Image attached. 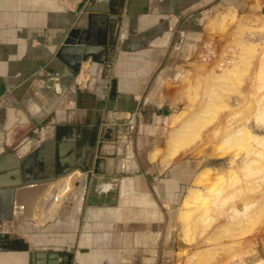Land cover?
I'll list each match as a JSON object with an SVG mask.
<instances>
[{
  "label": "crops",
  "instance_id": "0c3cea01",
  "mask_svg": "<svg viewBox=\"0 0 264 264\" xmlns=\"http://www.w3.org/2000/svg\"><path fill=\"white\" fill-rule=\"evenodd\" d=\"M215 1L108 0V14L98 19L84 12L93 0H0V155L8 153L3 180H20V173H10L21 160L37 181L14 191L9 217L0 219L11 238L0 251V264H28L26 243L74 251L78 264L127 263L123 234L106 219L122 206L130 186L139 194L153 190L148 176L128 171L122 147L137 121L151 123L163 114L144 96L148 61L141 57L148 39L155 67L163 61L164 36H170L176 56L181 46L206 40L200 9ZM99 24L101 44L92 46L95 54L77 72L78 46L69 41H78L88 25L96 38ZM168 66L176 67L177 60ZM62 171L68 174L56 178ZM67 183L73 189L66 201L53 202L57 188ZM5 197L1 193L0 202Z\"/></svg>",
  "mask_w": 264,
  "mask_h": 264
},
{
  "label": "rangeland",
  "instance_id": "374dc122",
  "mask_svg": "<svg viewBox=\"0 0 264 264\" xmlns=\"http://www.w3.org/2000/svg\"><path fill=\"white\" fill-rule=\"evenodd\" d=\"M243 1L201 7L208 38L176 56L164 36L160 66L147 41L144 96L163 114L137 121L121 156L129 172L150 178L153 193L130 186L106 219L123 234L126 264H264V8Z\"/></svg>",
  "mask_w": 264,
  "mask_h": 264
},
{
  "label": "water",
  "instance_id": "95a60500",
  "mask_svg": "<svg viewBox=\"0 0 264 264\" xmlns=\"http://www.w3.org/2000/svg\"><path fill=\"white\" fill-rule=\"evenodd\" d=\"M108 11H109L108 0H93L92 3H89V5L84 7L85 13L98 14L99 16L97 17L94 16V18H98V19H103L104 18L103 15L108 14ZM102 27L103 25L99 24L100 32L97 33L96 38H93L92 25H88L87 31L85 32V34H82L80 36L78 41H74V40L69 41L70 44L78 46L76 47V49H74L76 59L73 65H74L75 71L79 72L80 69L82 68V64L85 61V59L95 54V51L92 48V46L101 44L102 35L104 33ZM86 33L88 35V38L84 39L83 37L86 35ZM90 34L92 38H90L89 36ZM7 154L0 155V194L3 193V195L7 196L5 197L3 202H0L1 208L3 207V210L7 212L5 214H0L1 220H7L9 217V209L13 203L14 191L24 189L30 186V184L37 182V181L30 179V177L28 176V171H27L28 167L25 164L26 162L21 161V160H19V163L14 164L15 170L14 172L10 173V175L16 174V176L19 175L20 173V176H21L20 180L15 179L11 183L5 182L3 180L2 160L5 156H7ZM17 168L19 169V171ZM87 170H90V165ZM85 171L86 170H84L83 172ZM67 174H68V171H62L57 175L56 178L63 177ZM87 181L88 180L86 178V183ZM6 187H9V188L7 189ZM85 187H86V184H85ZM8 239H11L10 236L8 235L4 227H2L0 224V251L5 248V245L7 243L6 241H8ZM20 239H22V241L26 243L23 237H21ZM26 245H27V258H28L27 263L28 264H78L75 260L71 261L72 257L69 256L68 254L59 253L55 249L47 250L46 247L38 248L28 243H26Z\"/></svg>",
  "mask_w": 264,
  "mask_h": 264
},
{
  "label": "bare ground",
  "instance_id": "6f19581e",
  "mask_svg": "<svg viewBox=\"0 0 264 264\" xmlns=\"http://www.w3.org/2000/svg\"><path fill=\"white\" fill-rule=\"evenodd\" d=\"M246 131V129H243L242 131V133H240V135H242L243 137H246L247 139H249V138H251V134L247 131V132H245ZM241 136V137H242ZM170 138V137H169ZM243 138H239V139H237L236 141H238V142H241V141H239V140H242ZM243 140H246L245 138L243 139ZM242 140V141H243ZM232 142V141H231ZM235 142V141H234ZM234 142H233V144H234ZM235 143H237V142H235ZM239 144V143H238ZM237 144V145H238ZM187 145V144H186ZM243 145V144H242ZM176 146V145H175ZM183 146V145H182ZM235 146V145H234ZM185 147V146H184ZM242 147V146H241ZM177 149H178V147H177ZM227 149V148H226ZM228 149H229V147H228ZM179 150V149H178ZM189 150V149H188ZM190 150H191V148H190ZM173 151H174V149H173ZM175 151H177L176 149H175ZM185 151H186V149H185ZM223 151V150H222ZM171 152H172V150H171ZM170 152V153H171ZM182 152V151H181ZM187 152V151H186ZM171 154H174V152H172ZM221 155L222 154H225V153H220ZM219 155V154H218ZM217 155V156H218ZM172 156V155H171ZM235 156V155H234ZM207 171V170H206ZM204 174H205V172H204ZM201 175V174H200ZM212 175H214V174H212ZM203 176V175H202ZM201 176V177H202ZM203 177H205L206 178V176H203ZM208 177H210V176H208ZM205 182H206V180L204 179V178H202ZM217 179V178H216ZM197 181H200L201 182V180H198L197 179ZM203 181V182H204ZM210 181H212V180H210ZM196 183V182H195ZM211 183V182H210ZM202 184V183H201ZM210 186H211V184H209ZM208 186V185H207ZM210 188V187H209ZM212 188V187H211ZM217 189V188H216ZM216 189H214V190H216ZM70 189H69V187L67 186V185H62L61 187H59V188H57V191L55 192V194L53 195V197H52V200H53V202H57L58 200H60L61 198H63V196L69 191ZM212 190V189H211ZM195 191V190H194ZM198 191H196V193H197ZM195 195V194H194ZM198 195H200V193H198ZM205 196V195H204ZM56 197V200H54V198ZM193 198H194V196H192ZM201 201V200H200ZM187 205V203H185V206ZM205 205V204H204ZM206 208V207H205ZM207 209V208H206ZM205 212V211H204ZM148 214V213H147ZM146 215V214H145ZM78 260L79 259H77L76 261L78 262ZM80 261V260H79Z\"/></svg>",
  "mask_w": 264,
  "mask_h": 264
},
{
  "label": "built area",
  "instance_id": "2783aa9c",
  "mask_svg": "<svg viewBox=\"0 0 264 264\" xmlns=\"http://www.w3.org/2000/svg\"><path fill=\"white\" fill-rule=\"evenodd\" d=\"M54 200H56V197L54 198Z\"/></svg>",
  "mask_w": 264,
  "mask_h": 264
}]
</instances>
